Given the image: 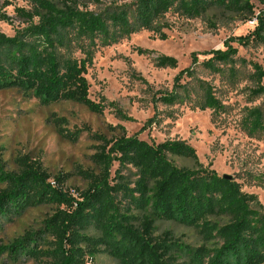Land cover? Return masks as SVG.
Returning a JSON list of instances; mask_svg holds the SVG:
<instances>
[{"label":"trees","instance_id":"16d2710c","mask_svg":"<svg viewBox=\"0 0 264 264\" xmlns=\"http://www.w3.org/2000/svg\"><path fill=\"white\" fill-rule=\"evenodd\" d=\"M28 1L30 9H15L16 18L26 27L12 37L0 32V91L17 89L42 105L72 101L103 113L104 103L90 98L86 78L95 48L143 28L166 39L157 23L172 10L196 18L219 8L257 22L247 35L226 40L224 49L206 52L209 58L204 61L193 55V65L178 73L172 90L154 94V104L174 105L182 94L188 96L181 80L191 78L196 65L212 72L229 65L233 71L240 58L234 43H264V9L256 12L250 0H133L100 11L88 5L101 0ZM0 18L9 20L6 15ZM75 49L80 55L73 54ZM156 62L160 67L178 65L175 57L166 55ZM254 68L257 87L251 97L264 95V70L258 64ZM200 88L202 108L223 112L225 105L213 87L202 83ZM153 122L151 118L147 124ZM241 126L251 135L264 134V108L247 107ZM57 132L73 142L81 134L60 126ZM90 136L99 142L91 156L96 169L79 170L89 184L75 193L65 187V176L53 177L41 164L21 158L19 170L6 171L0 163V230L31 208H55L39 228L0 243V258L13 263L26 258L40 264H88L107 254L120 264H175L173 254L179 249L168 241L170 237L155 234V220H165L192 227L217 242L211 250L190 251L191 264H264V206L258 196L213 169L179 167L170 160L169 154L197 161L191 145L183 140L150 143L136 134L127 135L124 127L110 138Z\"/></svg>","mask_w":264,"mask_h":264},{"label":"rangeland","instance_id":"374dc122","mask_svg":"<svg viewBox=\"0 0 264 264\" xmlns=\"http://www.w3.org/2000/svg\"><path fill=\"white\" fill-rule=\"evenodd\" d=\"M58 1V0H56ZM133 0H101L100 4H89L88 8L100 11L114 5L128 4ZM256 12L264 9V0H250ZM30 9L28 0H0V32L15 36L26 27L15 15V9ZM243 14H234L223 9H211L204 15L188 18L175 10L168 12L157 23L167 35L160 39L153 29H140L109 45H99L87 68L86 78L90 84L89 96L104 103L103 113L96 114L85 106L63 101L42 105L37 99L17 89L0 91V163L6 171H17L20 159L24 158L42 167L53 177L65 176L72 193L88 187L79 170H95L91 156L99 144L90 135L104 134L112 137L124 127L127 135H138L150 143L165 140H183L191 145L198 156L195 161L169 154L170 160L179 167L210 168L219 175L233 177L247 193H254L264 206V134L251 135L241 126L246 108H264V95L251 97L257 87L254 64L264 70V43H252L238 47L234 70L229 65L222 71L212 72L201 65L194 66V75L184 77L189 95L174 105L157 102L154 94L173 89L178 73L191 65L192 57L200 62L209 58L206 52L224 49L225 41L231 37L247 35L255 29ZM144 50L146 52H140ZM64 51V50H63ZM78 56L80 51L75 49ZM160 55L175 57L178 65L160 67L156 58ZM202 83L213 87L215 96L225 105L223 112L213 113L203 109ZM264 85V78L262 80ZM155 122L148 125V120ZM56 119L64 123L55 122ZM70 131H81L76 142L65 139L57 132L58 127ZM118 164L112 167V175ZM44 205L29 209L12 222L5 223L0 230V243H10L28 230H35L54 211ZM152 218H155L151 214ZM155 234L171 238L175 248V264H191L190 251L213 249L216 241H208L192 228L173 221L155 220ZM0 264H40L23 258L17 263L6 257ZM88 264H120L107 254H99Z\"/></svg>","mask_w":264,"mask_h":264},{"label":"built area","instance_id":"2783aa9c","mask_svg":"<svg viewBox=\"0 0 264 264\" xmlns=\"http://www.w3.org/2000/svg\"><path fill=\"white\" fill-rule=\"evenodd\" d=\"M251 24L253 25H256V22H257V19L256 18H253L249 21Z\"/></svg>","mask_w":264,"mask_h":264},{"label":"water","instance_id":"95a60500","mask_svg":"<svg viewBox=\"0 0 264 264\" xmlns=\"http://www.w3.org/2000/svg\"><path fill=\"white\" fill-rule=\"evenodd\" d=\"M224 178H227V179H233V177L231 175H228V174H224L222 175Z\"/></svg>","mask_w":264,"mask_h":264}]
</instances>
